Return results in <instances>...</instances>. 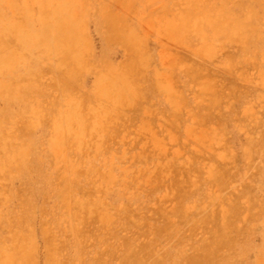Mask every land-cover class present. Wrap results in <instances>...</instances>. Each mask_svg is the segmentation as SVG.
Listing matches in <instances>:
<instances>
[{"label": "rangeland", "instance_id": "obj_1", "mask_svg": "<svg viewBox=\"0 0 264 264\" xmlns=\"http://www.w3.org/2000/svg\"><path fill=\"white\" fill-rule=\"evenodd\" d=\"M0 264H264V0H0Z\"/></svg>", "mask_w": 264, "mask_h": 264}]
</instances>
